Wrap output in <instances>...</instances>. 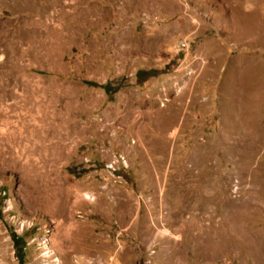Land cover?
<instances>
[{
    "label": "rangeland",
    "instance_id": "374dc122",
    "mask_svg": "<svg viewBox=\"0 0 264 264\" xmlns=\"http://www.w3.org/2000/svg\"><path fill=\"white\" fill-rule=\"evenodd\" d=\"M65 224L88 263L264 264V0H0V264H74Z\"/></svg>",
    "mask_w": 264,
    "mask_h": 264
},
{
    "label": "bare ground",
    "instance_id": "6f19581e",
    "mask_svg": "<svg viewBox=\"0 0 264 264\" xmlns=\"http://www.w3.org/2000/svg\"><path fill=\"white\" fill-rule=\"evenodd\" d=\"M52 21V20H51ZM41 22V21H40ZM38 24V23H37ZM44 24V23H43ZM62 26V25H61ZM182 91V90H181ZM187 92V91H186ZM167 94H170L171 92L170 91H167L166 92ZM185 94V91H182L179 96L177 98H174V99H181ZM187 97V96H186ZM173 99V100H174ZM178 100V102H179ZM172 102V101H171ZM170 102V103H171ZM175 102V101H174ZM173 102V103H174ZM183 102V101H181ZM172 103V104H173ZM177 103V102H176ZM175 104V103H174ZM184 104V103H182ZM167 105V104H166ZM169 105V104H168ZM171 106V105H170ZM167 107V106H166ZM168 108V107H167ZM165 110V109H164ZM164 110L162 112H164ZM160 111V110H159ZM158 112V111H157ZM160 114V113H159ZM159 116H162V115H159ZM166 116V115H165ZM167 117V116H166ZM173 117V116H172ZM161 118V117H160ZM166 119V118H165ZM172 120V119H171ZM176 120V119H175ZM174 120V122H175ZM164 121V120H163ZM169 121V120H168ZM165 122V121H164ZM163 122V123H164ZM166 124V123H165ZM170 126V125H169ZM173 126V125H172ZM163 128V127H162ZM172 129V128H171ZM165 131V130H164ZM171 131V130H170ZM163 132V131H162ZM261 132V131H260ZM166 133V132H163V134ZM256 133V132H255ZM259 135V134H258ZM257 135V136H258ZM172 136H175V132L172 133L171 137ZM262 136V135H261ZM166 137V136H165ZM164 137V138H165ZM173 138V137H172ZM263 138V137H261ZM167 140V139H166ZM140 144V143H139ZM140 146V145H139ZM164 151V150H163ZM258 166V164H257ZM260 171V170H259ZM239 212H237L238 214ZM244 214V212H243ZM243 216V215H242ZM237 218H240V216ZM246 218V217H245ZM239 220V219H238ZM241 221V220H240ZM246 221V220H245ZM210 222V221H209ZM237 222V221H236ZM245 223V222H244ZM243 223V224H244ZM236 225V224H235ZM249 225V224H248ZM254 226V225H253ZM247 227V226H246ZM73 229V224H65L63 229L59 231V234L58 236H60V242H55V243H52V250H51V253L49 251V249H45L46 251H49L48 255H47V258L49 260H52V259H55L57 258V261H59V259L61 258H66V259H69L70 262H74V264H102L103 261L101 262H98V261H91V262H87V257L83 254H81L79 251V247H80V244L79 242L81 241V236H80V233L76 234L75 231H72ZM210 229V228H209ZM231 233L230 235L232 236L233 240L235 241L236 245L238 247H243L244 248V252L246 253V255H250L251 256V251L253 249V244L249 238V235L246 233V231H244L243 227L237 225V226H234L232 230H230ZM256 231V230H255ZM254 231V232H255ZM200 232V231H199ZM203 233L206 234V232H202V235ZM174 238V237H173ZM82 243V242H81ZM82 245V244H81ZM263 245V244H262ZM255 246V245H254ZM261 246V244H260ZM82 247V246H81ZM80 247V248H81ZM262 247V246H261ZM255 248V247H254ZM258 248V247H257ZM82 249V248H81ZM261 249V248H260ZM259 250V249H258ZM83 251V249L81 250V252ZM262 252V251H261ZM253 253V252H252ZM75 255V257H74ZM240 258V257H239ZM248 258V257H247Z\"/></svg>",
    "mask_w": 264,
    "mask_h": 264
},
{
    "label": "trees",
    "instance_id": "16d2710c",
    "mask_svg": "<svg viewBox=\"0 0 264 264\" xmlns=\"http://www.w3.org/2000/svg\"><path fill=\"white\" fill-rule=\"evenodd\" d=\"M156 73L154 71H148V72H137L135 74V77L139 80V81H143L144 78L143 77H155ZM90 86L101 89L105 94H110V93H115L117 91L116 88L114 89H110L108 85H102V86H97L95 84H90Z\"/></svg>",
    "mask_w": 264,
    "mask_h": 264
}]
</instances>
